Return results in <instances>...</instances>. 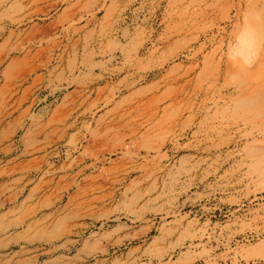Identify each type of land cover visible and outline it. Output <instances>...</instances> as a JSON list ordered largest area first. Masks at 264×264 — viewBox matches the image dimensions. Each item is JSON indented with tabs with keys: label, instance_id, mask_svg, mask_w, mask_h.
I'll list each match as a JSON object with an SVG mask.
<instances>
[{
	"label": "rangeland",
	"instance_id": "374dc122",
	"mask_svg": "<svg viewBox=\"0 0 264 264\" xmlns=\"http://www.w3.org/2000/svg\"><path fill=\"white\" fill-rule=\"evenodd\" d=\"M0 264H264V0H0Z\"/></svg>",
	"mask_w": 264,
	"mask_h": 264
},
{
	"label": "bare ground",
	"instance_id": "6f19581e",
	"mask_svg": "<svg viewBox=\"0 0 264 264\" xmlns=\"http://www.w3.org/2000/svg\"><path fill=\"white\" fill-rule=\"evenodd\" d=\"M245 43H247V41H245ZM248 44V43H247ZM247 45H245V47H246Z\"/></svg>",
	"mask_w": 264,
	"mask_h": 264
}]
</instances>
